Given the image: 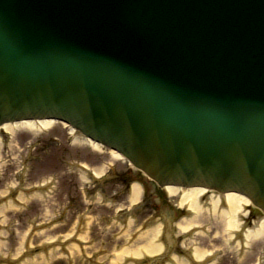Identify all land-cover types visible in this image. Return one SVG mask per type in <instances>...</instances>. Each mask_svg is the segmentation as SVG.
Returning <instances> with one entry per match:
<instances>
[{
	"label": "water",
	"instance_id": "95a60500",
	"mask_svg": "<svg viewBox=\"0 0 264 264\" xmlns=\"http://www.w3.org/2000/svg\"><path fill=\"white\" fill-rule=\"evenodd\" d=\"M38 120L264 214V0H0V126Z\"/></svg>",
	"mask_w": 264,
	"mask_h": 264
},
{
	"label": "flooded vegetation",
	"instance_id": "af4514ba",
	"mask_svg": "<svg viewBox=\"0 0 264 264\" xmlns=\"http://www.w3.org/2000/svg\"><path fill=\"white\" fill-rule=\"evenodd\" d=\"M64 140L51 137L53 148L37 142L41 154L26 151L13 169L4 168L0 161V264H35L40 255L37 252L41 250L49 263L63 257L68 264L71 249L78 251L81 264H106L111 262L113 250L137 243L157 225L161 226L158 240L165 242L166 217L170 220L173 242L171 246L164 244L161 254L151 257L152 260L164 264L170 261L171 255H176L178 260L184 259L188 264H212L213 252L208 251L202 260H196L193 249L197 246L207 251L205 244L195 237L210 236L208 224L213 226L215 222L205 218L203 213L219 216L221 209L213 213L211 204L204 198L198 222L186 231L180 230L178 225L195 216L186 204L178 205L177 197H171L164 187L149 181L124 160V169L104 163H86L81 152L61 147L63 142L69 147L76 142L70 136ZM43 167L48 171L42 172ZM101 167L103 173L97 175L95 169ZM133 185L140 188V199L136 203L130 200ZM247 207L248 215L242 220L240 232L236 233L238 238L243 237L247 227L255 226L257 220L256 211ZM223 225L219 223L218 228L223 229ZM222 233L220 230L214 237ZM85 236L91 237L90 241L84 240ZM37 237L43 239L35 244ZM101 242L109 248L104 246L105 249H94L90 254L85 252L95 244L101 246ZM185 242L190 246H185ZM103 256L106 262L99 261ZM139 259H144L141 263L148 262L147 257ZM129 261V257H124L118 264Z\"/></svg>",
	"mask_w": 264,
	"mask_h": 264
},
{
	"label": "rangeland",
	"instance_id": "374dc122",
	"mask_svg": "<svg viewBox=\"0 0 264 264\" xmlns=\"http://www.w3.org/2000/svg\"><path fill=\"white\" fill-rule=\"evenodd\" d=\"M69 130L64 127L63 124L59 122H53L49 127L44 129L38 130H28L24 128L15 129L12 133L5 134L3 130H0V161L1 165L4 168L13 169L15 164L18 162L19 159L23 158L24 155L27 153L26 151L31 152L32 155L39 150V144H44L47 148H53L51 146V142L49 139L51 137H57L60 140H64V138L68 137ZM56 147V146H55ZM62 148H72V150H76L82 153L83 160L88 164L93 163H104L106 166L113 165L114 167L118 168L117 166L124 167V163L122 160L118 158H114L110 153H101L100 150L94 149L92 146L86 143L76 142L71 147L64 144L61 145ZM38 154H41L38 152ZM73 157V156H72ZM71 158V157H70ZM48 171L47 168H41V171ZM248 215V211L244 208L240 209L239 216ZM202 216V215H201ZM203 216L206 218H210L211 220H215L213 226L208 224L211 228L210 236H196L195 239H199L201 243H204L207 251L213 252V264H264V235L262 238L257 239L253 237L252 239L248 240L247 243H241L240 241L234 242L232 239L233 236H230V232H225L221 227L218 228L219 223H223V218L219 216H208L207 214L203 213ZM243 217V220L245 219ZM209 219V220H210ZM239 219V218H238ZM240 221V220H239ZM243 226V222L240 221L239 227ZM223 231V235L214 237L216 232ZM238 230V229H237ZM91 237H84V240L90 241ZM125 240H128L127 237H124ZM43 238L37 237L35 239L36 243H41ZM123 240V237L120 238ZM158 239V238H157ZM102 240H105L102 239ZM210 243V244H209ZM101 246H91L85 249L87 254H90L94 249L101 248L105 249L108 245H105L101 242ZM135 244V242H134ZM132 244V245H134ZM227 244V245H226ZM105 246V247H104ZM222 249V250H219ZM70 262L68 264H81V260L78 255V251L76 249H71L70 254ZM125 257V256H124ZM122 257V259L124 258ZM121 259V260H122ZM220 259L222 261H220ZM107 261L106 256L100 257L99 261ZM120 261V260H119ZM52 263H45V264H66L65 258H57ZM36 264H44L43 261L37 262ZM86 264V263H83ZM106 264H112V262H106ZM115 264V263H114ZM118 264V263H116Z\"/></svg>",
	"mask_w": 264,
	"mask_h": 264
},
{
	"label": "bare ground",
	"instance_id": "6f19581e",
	"mask_svg": "<svg viewBox=\"0 0 264 264\" xmlns=\"http://www.w3.org/2000/svg\"><path fill=\"white\" fill-rule=\"evenodd\" d=\"M53 121L50 120H39V121H20V122H13V123H6L0 127V130H3L4 133L9 134L12 133L15 129L24 128L28 130H38L44 129L49 127ZM70 132L73 133V130L70 129ZM83 141L90 146H92L96 150H102V147L98 144H95L87 139H83ZM109 153L114 158L121 157L116 154L115 152L109 151ZM96 174L103 173V168L95 169ZM167 193L173 197L178 198V205L182 206L186 204L193 212L195 213V217L190 220L183 221L182 224L178 225L180 230L186 231L189 227L194 225V223L198 222L197 214L200 213L201 203L202 200L205 198L206 201H209L211 204L212 212H217L219 203L225 206V209L220 211V216L223 218V230L227 233L230 232V236L236 234L237 229L239 227L240 221L243 220L242 215L237 218L240 209L244 208L247 209L248 205L250 204V200L238 193H217L212 190H208L204 187H177V186H165L164 187ZM140 199V188L137 185H133L132 195H131V202L136 203ZM240 220V221H239ZM165 226V242H161L157 239L158 235L161 234V226L157 225L155 227L150 228L143 237H140L137 240V243L134 245H126L124 244L118 251L113 250L112 253V264H116L121 261L122 257H129V258H139V257H147L148 259H152L151 257L155 258L157 255H160L163 251L164 244L167 246H171L173 242V233L171 232V225L170 220L168 217L165 218L164 221ZM223 232V231H222ZM223 234V233H222ZM264 235V218L260 219L256 226L244 232L243 242L247 243L248 240L252 239L253 237L260 239ZM86 237V236H85ZM84 238V237H83ZM140 242V243H139ZM137 244H140L139 246ZM190 243L185 242V246H190ZM208 251L205 249H200L197 246L193 249V256L196 260H202L204 256L207 254ZM131 264V263H129Z\"/></svg>",
	"mask_w": 264,
	"mask_h": 264
}]
</instances>
